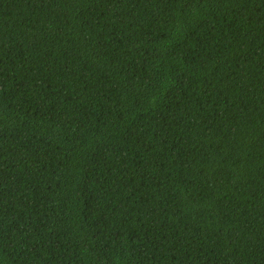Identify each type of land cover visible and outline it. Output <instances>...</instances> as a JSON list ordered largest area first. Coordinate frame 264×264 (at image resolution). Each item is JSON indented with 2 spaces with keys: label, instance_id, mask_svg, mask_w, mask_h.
Listing matches in <instances>:
<instances>
[{
  "label": "trees",
  "instance_id": "trees-1",
  "mask_svg": "<svg viewBox=\"0 0 264 264\" xmlns=\"http://www.w3.org/2000/svg\"><path fill=\"white\" fill-rule=\"evenodd\" d=\"M0 264H264V0H0Z\"/></svg>",
  "mask_w": 264,
  "mask_h": 264
}]
</instances>
